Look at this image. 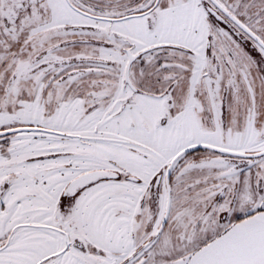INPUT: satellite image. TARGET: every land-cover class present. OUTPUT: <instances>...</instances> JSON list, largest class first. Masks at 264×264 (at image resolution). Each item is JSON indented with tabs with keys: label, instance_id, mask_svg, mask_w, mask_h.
<instances>
[{
	"label": "snow or ice",
	"instance_id": "6c2138e0",
	"mask_svg": "<svg viewBox=\"0 0 264 264\" xmlns=\"http://www.w3.org/2000/svg\"><path fill=\"white\" fill-rule=\"evenodd\" d=\"M0 264H264V0H0Z\"/></svg>",
	"mask_w": 264,
	"mask_h": 264
}]
</instances>
